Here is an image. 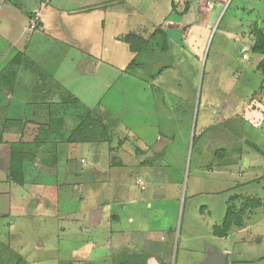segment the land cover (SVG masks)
Instances as JSON below:
<instances>
[{"label": "rangeland", "instance_id": "rangeland-1", "mask_svg": "<svg viewBox=\"0 0 264 264\" xmlns=\"http://www.w3.org/2000/svg\"><path fill=\"white\" fill-rule=\"evenodd\" d=\"M31 1L7 0L9 11L5 7L0 14L1 88L11 80V62L19 50L10 44L19 39L20 25L28 24L30 10L23 11L37 4ZM39 4L54 14L42 29L65 41L55 50L60 61L51 68L44 58L43 70L65 88L60 96L36 100L40 103L32 108L8 106L12 99L36 97L24 94L31 89H22L19 96L0 89V264H76L84 259L107 264L101 257L114 264L147 263L149 255L139 252V236L117 245L111 234L96 246L81 234L90 227L85 218L89 208L124 194L153 196L150 223L161 217L163 227L172 225L166 235L153 234L156 240L166 236L163 244H171L158 254L164 264H199L210 248L226 253L227 264H264V208L248 209L245 226L234 227L227 237L214 234L230 205L242 210L248 199L264 203V77L256 69L261 57L252 54L255 27L264 31V0ZM21 33L24 40L32 35ZM131 34L147 41L144 50L132 52L125 41ZM42 44L45 54L54 43L45 39ZM25 67L36 72L32 64ZM61 98L83 104L86 112L78 111L82 117L76 125L72 117L58 121L76 116L71 105L61 107ZM23 119L27 124L15 126V136L10 122ZM102 122L108 124L107 138ZM58 130L66 131L55 134ZM38 136L44 142L36 150L32 143ZM15 140L26 144L23 156H37L23 163L22 179L12 180H24L22 187L7 177L9 144ZM235 196L241 199L232 203ZM127 207L125 215L140 206ZM74 220L83 228L77 229ZM129 228L126 217L114 227Z\"/></svg>", "mask_w": 264, "mask_h": 264}, {"label": "crops", "instance_id": "crops-1", "mask_svg": "<svg viewBox=\"0 0 264 264\" xmlns=\"http://www.w3.org/2000/svg\"><path fill=\"white\" fill-rule=\"evenodd\" d=\"M31 2H34V0ZM36 3L37 4H30L29 7H27L23 11V13L26 14L30 10L29 21L26 22L28 24L25 26H23V24L20 25V28H19L20 32L17 34V37L19 39L15 40L14 43L10 44V47L12 49H15L16 47L18 48L19 54H18V57L16 58V62H13V61L11 62V69H10L11 72L9 74L11 80L9 84L6 85V87L4 88L0 87V89H6V91L4 92H6L7 95H10V96H13V95L19 96L20 94H22V91H23L22 89L24 88L31 89L32 92H26L24 94L26 95L32 94V95H35L36 97L33 98L32 96L28 100L27 99L24 100L25 102L21 101V99L19 100L17 99L18 101L16 99H12L10 100L11 105H8L10 107H13L14 103H17V104L23 105L24 107L32 108L33 105H35L36 103H40V101L41 102L45 101V98H47V96L51 98H54L55 95L60 96L61 87L65 88L62 82L56 79L55 74H51V72L48 73L45 70H43L45 66L44 58H45V63H49L51 68L54 67V65L56 64L55 62H57V60L60 61V57L58 58L55 55V50H57L58 47L59 48L65 47L64 46L65 41L53 39L54 37H52L51 35H49V33H47L46 27L42 29V25L44 21L54 16V14L48 13L47 11H45L48 7L46 9H43L44 6L39 4V0H37ZM6 6H7V3L5 0L0 1V14H2V10H4ZM7 11H9V9L6 7V12ZM36 19L39 20V23L35 28H32V24L33 22H35ZM7 29L9 30V28ZM23 29H24V32L27 34L32 33V35L30 34V36H28L27 40H24L23 34L21 33V30ZM45 39H49L54 44H53V47H51L50 52L42 54L41 53L42 47H43L42 43H44ZM21 46L22 48L20 49ZM25 64L26 65L32 64L36 72L31 73V70L26 68ZM27 70L30 74L27 72ZM37 70H39V72H37ZM0 91L2 92L3 90H0ZM36 100H40V101H36ZM0 105L2 106V104ZM10 123L14 124L12 125L13 127L11 130L14 134L15 132L14 127L15 126L18 127L19 125L22 127L23 125L27 124V121L23 119L22 121L17 120V121H11ZM16 141L17 140L13 141L12 144L16 143ZM162 143H164L163 140H162ZM113 153L114 152H112L111 155ZM100 160L101 161H96V164L97 166L102 167V163H101L102 159ZM1 170L2 169H0V172H2ZM50 170L52 171L53 169H50ZM54 173L55 175H57L58 171L54 169ZM2 175L4 176V174ZM139 183H140L141 191H145L146 189L145 185L142 184L143 182L140 178H138L137 180V184ZM142 186H144V189H142ZM100 202H98V204L94 206V208H89V210L86 211L87 213L85 214V218H87L90 221L89 222L90 227L84 231L80 230L82 236L89 238L92 244L94 243L96 246L103 245L105 242H107L111 234H116L117 241H115V244L117 245L118 244L121 245L123 244V242L129 241L131 237L132 238L130 241H132L135 235L139 236L141 240V245H142L141 250H139V252L140 254L143 253V255L147 253V255H149L148 256L149 258L147 259V263L145 261L143 262L142 260L137 259V260H132L131 264H133L134 262L138 260H140V262L142 261V264H164L161 259V256H158V254H163L165 249L169 248L171 244H169V242H167L166 244H163V241L167 240L166 236H162L160 240L159 239L156 240V237L153 234L155 232H163L166 235L167 231L172 232V225L169 224L167 227H163V225H161L160 223V222H163V220L161 219V217H158L159 215L156 213H155V216H157L158 218L154 217V221L150 223L149 220H151L150 217L152 216V214H150L151 213L150 211H152L153 204L155 203V199L153 196L149 195V196H141L137 198L135 196L124 194L123 199H119L114 202L110 201L111 204H109L110 202H108V203H105V205H101L104 202L102 203ZM127 206H140V207L138 208L137 212L132 211V213H128L125 215L128 209ZM125 217L127 218L128 225L131 226V229L129 228L128 231H124L121 229H117V230L114 229L115 226L121 223L122 218H125ZM73 222L76 225L77 229L83 228V227L81 228L80 226H78L79 223H77L78 222L77 220H74ZM73 235L75 237L77 234L73 233ZM137 250H138L137 247H135V254L133 251H128V253L130 252V254L133 253L134 255H136ZM101 258L106 259L107 264H114V263H111L110 260H108L106 257H101ZM91 260L92 259H84L82 263L77 261L76 264H88V262Z\"/></svg>", "mask_w": 264, "mask_h": 264}, {"label": "trees", "instance_id": "trees-1", "mask_svg": "<svg viewBox=\"0 0 264 264\" xmlns=\"http://www.w3.org/2000/svg\"><path fill=\"white\" fill-rule=\"evenodd\" d=\"M12 1H20V0H12ZM253 38H254V44L252 47V54L256 58L261 57V60L256 65V69L264 77V31L261 28L255 27L254 33H253ZM125 41L130 45L131 50L134 53L141 52L142 50H144L146 48V46L148 44L145 39L140 38V37L133 35V34L128 35L125 38ZM8 79H11V78H8ZM67 99H69V98H67ZM62 101H63V105L61 107L63 108L67 104L71 105L72 109L76 112V116L72 115V116H69V118L68 117L67 118H59L58 121H61L63 123H67L68 121H70L69 120L70 117H72L73 120L72 119L71 120L74 121V124L76 125V121H80V119L82 117V114L79 112H83V113L86 112V111H84L83 104L78 99H73V98H71L70 101L62 98ZM64 109H66V107H64ZM90 112H94V111L91 110ZM52 121H53V119H52ZM102 124H103L102 126L104 128V126H106V124L103 122H102ZM64 131H66V130H58L55 134L64 135L65 134ZM107 131L108 130H106L104 128L103 134H104V136L106 135L105 138H107V134H106ZM43 142H44V140L39 138V136H38V137L34 138L32 145L37 150L41 147ZM10 151H11L10 152V154H11L10 173L7 177L10 179L9 180L10 184H12L13 183L12 180H15V178H14L15 176L21 175V179H22V175H23L22 166H23V163L26 162L25 160L28 159L27 161H34L36 159V154H34L31 158H26L25 156H23V154H27L26 153L27 152L26 144H24V141L20 142V143L10 144ZM12 175H13V177H12ZM261 181L264 182V178ZM256 182H260V181L258 180ZM13 184H17V185L22 187V186H24L25 183H24V180H19L18 182L14 181ZM238 199H241V198L239 196H235L233 198L232 203ZM260 208H264V203L259 198L248 199V201H245L244 207L242 208V210H238L235 206L230 205V208L227 210L224 222L222 223L221 227H215L214 228L215 229L214 230L215 236H218L220 238H225L232 231V229L234 227L243 228L245 226V222H244L243 217L245 216L246 211L248 209H249V211L250 210L253 211L254 209L257 210Z\"/></svg>", "mask_w": 264, "mask_h": 264}, {"label": "water", "instance_id": "water-1", "mask_svg": "<svg viewBox=\"0 0 264 264\" xmlns=\"http://www.w3.org/2000/svg\"><path fill=\"white\" fill-rule=\"evenodd\" d=\"M184 1H187V0H184ZM227 259H228V256L226 253L218 252L215 249L210 248L208 250V253L205 259L199 264H227Z\"/></svg>", "mask_w": 264, "mask_h": 264}, {"label": "built area", "instance_id": "built-area-1", "mask_svg": "<svg viewBox=\"0 0 264 264\" xmlns=\"http://www.w3.org/2000/svg\"><path fill=\"white\" fill-rule=\"evenodd\" d=\"M38 23H39V20L36 19L35 22H33V24H32V28H35L38 25ZM243 58L245 60H247L248 59V56L246 54H244ZM142 188L144 189V186H142Z\"/></svg>", "mask_w": 264, "mask_h": 264}]
</instances>
